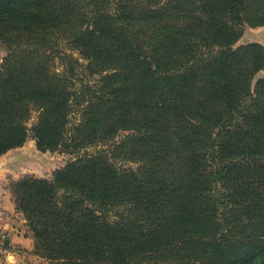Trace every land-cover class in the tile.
Instances as JSON below:
<instances>
[{
	"label": "trees",
	"instance_id": "obj_1",
	"mask_svg": "<svg viewBox=\"0 0 264 264\" xmlns=\"http://www.w3.org/2000/svg\"><path fill=\"white\" fill-rule=\"evenodd\" d=\"M113 2L0 0V156L30 137L76 153L134 131L14 183L37 251L57 264H264V78L251 91L264 46L235 48L264 26V0ZM81 48L99 78L72 94L50 65ZM71 95L82 118L64 134ZM120 154L139 172L117 169Z\"/></svg>",
	"mask_w": 264,
	"mask_h": 264
},
{
	"label": "rangeland",
	"instance_id": "obj_2",
	"mask_svg": "<svg viewBox=\"0 0 264 264\" xmlns=\"http://www.w3.org/2000/svg\"><path fill=\"white\" fill-rule=\"evenodd\" d=\"M118 1L114 0V7H116ZM262 27L245 26L243 36L235 45V48H241L251 43H259L264 46V28ZM42 37L47 39L49 38V34L42 32ZM6 45L0 42V63L7 54ZM67 53L72 54V56L74 55L75 59L63 58L62 54L56 53L52 64L53 68L51 65L50 67L58 75L68 78L69 88L73 94V91H79L85 83L93 85L99 76L89 68L91 62L88 57L93 55L92 52L81 48V50H69ZM119 70L120 64L113 65L111 70L103 73V76L116 73ZM263 78L264 69L259 71L254 77L251 84L252 92L256 90V85ZM88 96L89 93L85 97L87 98ZM80 100L83 101L84 98L78 96L74 102L71 95L72 110L66 123L64 122V126H62L64 134H67L70 129H74L75 125L82 118L83 105H77V102ZM39 115L40 113L33 108L30 120L28 121L30 128L38 122ZM58 133H60V130ZM132 134H134V131H120L113 140L97 141L93 139L82 141L83 148L75 151L76 153H68L63 150L41 151L37 147L36 140L30 137L23 147L15 148L7 154L0 156V253L8 254L10 251L15 250V253L22 257L21 264H57L43 257L37 251L34 232L28 224L24 213L16 206L12 192L14 183L27 175L52 179L57 170L64 168L69 162L76 160L78 156L84 154L95 156L97 153L100 154L102 152L100 150L102 149L110 151L114 143L121 142ZM112 161L120 171L138 173L141 166V163L137 159L128 158L121 154L114 157ZM5 225L13 226L15 228L12 231L14 234L31 237V247L14 249L11 246V230L5 229Z\"/></svg>",
	"mask_w": 264,
	"mask_h": 264
},
{
	"label": "crops",
	"instance_id": "obj_3",
	"mask_svg": "<svg viewBox=\"0 0 264 264\" xmlns=\"http://www.w3.org/2000/svg\"><path fill=\"white\" fill-rule=\"evenodd\" d=\"M264 28V26L262 27ZM26 222V221H25ZM5 229H10V236H11V246L16 249H24L26 247H31V237L29 236H20L18 234H14L12 231L15 230L13 226L5 225ZM22 257L15 253V250L10 251L8 254H1L0 253V264H21Z\"/></svg>",
	"mask_w": 264,
	"mask_h": 264
}]
</instances>
